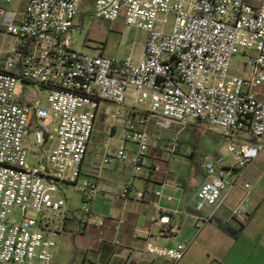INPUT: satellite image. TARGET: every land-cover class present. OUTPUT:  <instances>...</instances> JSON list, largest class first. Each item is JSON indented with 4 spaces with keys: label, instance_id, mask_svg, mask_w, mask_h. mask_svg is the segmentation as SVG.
Returning a JSON list of instances; mask_svg holds the SVG:
<instances>
[{
    "label": "built area",
    "instance_id": "1",
    "mask_svg": "<svg viewBox=\"0 0 264 264\" xmlns=\"http://www.w3.org/2000/svg\"><path fill=\"white\" fill-rule=\"evenodd\" d=\"M10 1L0 0V32L13 36L7 48L0 47V264H51L67 220L81 229L94 216L91 204L100 185L81 174L101 100L115 104L112 117L124 122L125 140L136 150L129 156L121 143L115 153L102 155L100 165L128 159L134 174L142 171L151 127L177 133L199 121L224 128L234 164L220 155L207 158L206 177L195 194L196 211L211 207L200 221L212 219L237 183L233 172L244 170L264 147V0H93L92 16L109 22L122 18L145 32L136 62L72 45L82 0H18L17 10L4 5ZM169 13L173 23L166 30ZM240 49L248 70L229 74ZM29 83L44 91L43 102L37 92L25 98ZM49 112L55 143L43 163L30 164L24 134L32 123L34 143L41 145ZM179 145L173 136L169 153ZM165 172L155 166L144 189L122 184L116 195L122 199L132 192L154 207L151 222L168 223L158 202L161 188L154 185L164 182ZM59 181L77 186L82 204L76 212L58 191ZM249 200L245 194L234 205L235 219L246 217ZM123 221L120 217L116 227ZM104 224V218L97 220ZM146 248L174 262L187 245L155 247L148 241Z\"/></svg>",
    "mask_w": 264,
    "mask_h": 264
},
{
    "label": "crops",
    "instance_id": "2",
    "mask_svg": "<svg viewBox=\"0 0 264 264\" xmlns=\"http://www.w3.org/2000/svg\"><path fill=\"white\" fill-rule=\"evenodd\" d=\"M108 24L110 29L117 30L127 25L119 20L108 21ZM131 28L133 33L141 36L139 42L142 50L145 32L133 26ZM130 102V98L127 99L126 107L130 106ZM32 127L31 123L27 131L32 133ZM188 127L177 133L169 129L158 130L151 127L149 149L143 158L142 171L138 174L133 173L128 159H116L100 165L102 155L115 153L118 146L110 149L105 142L100 152L91 153L88 142L81 176L95 180L100 185V190L91 204L94 216L81 229L70 217L64 231L58 237V242H61L62 246L71 243L78 253L84 255V261L89 260L92 264L97 258L105 264H264V220L257 219L260 210L264 208V191L261 189L253 191L249 188L251 180L246 177L244 183L239 184L237 177L235 187L216 208L214 217L200 221L199 217L208 215L211 210L210 206H205L200 211L195 209V194L205 180L204 163L207 158L203 161L202 167L187 163L188 155L195 152L194 148L186 153L182 149L181 134ZM48 134V131L44 134L43 142L49 139ZM92 136L93 131L91 138ZM173 136H177L180 145L174 153H169L167 147ZM55 139L54 136L47 147V152L54 145ZM131 143V146L124 143L129 156L136 150V144ZM155 166L166 170L164 182H155L154 185L161 188L158 202L169 214L168 223L151 222L150 216L155 213L154 207L135 198L132 192L122 199L118 198L115 192L122 184H130L138 190L144 189L152 177ZM60 182L75 187L69 197L64 190H60V193L67 199L70 208L76 212L78 209L76 203L82 200L77 186L67 181ZM245 194H250L249 212L244 219H235L232 208ZM120 217H123L124 221L116 227ZM99 218L105 219L103 226L97 225ZM238 222H243V226L236 235H232L221 226L227 224L229 228H237ZM148 241L155 247L174 246L181 242L186 244L187 248L183 256L173 262L166 256L148 252L146 248ZM57 246L54 248V255L60 250Z\"/></svg>",
    "mask_w": 264,
    "mask_h": 264
},
{
    "label": "rangeland",
    "instance_id": "3",
    "mask_svg": "<svg viewBox=\"0 0 264 264\" xmlns=\"http://www.w3.org/2000/svg\"><path fill=\"white\" fill-rule=\"evenodd\" d=\"M92 1H81L75 25L71 32L74 41L72 45L91 53L102 52L115 58L129 57L132 62L138 61L141 53V44L139 42L141 36L133 33V29L129 25H125L123 29H110L108 21L92 16ZM4 5L7 8L15 10L22 6L18 0H11ZM163 16V13L159 14V17ZM167 19L168 22L165 25V29L170 30L173 23L172 13L167 15ZM119 21L123 22V19L119 18ZM12 40V35L0 32L1 48H7ZM245 60L246 54L240 49L231 59L229 74L244 75L248 70L247 65L244 63ZM27 86L24 89L25 98H30L31 92H37L39 93V99L43 102L44 91L41 87L33 83H29ZM20 91L21 82L18 81L15 85V92L18 93ZM114 110L115 104L113 102L107 100L100 101L93 128V136L91 141H89V152H100L105 142L110 146V149L116 148L119 143H126L128 146L132 145L131 142L125 140L126 127L124 122L120 119H113L112 113ZM43 126L49 132V139L43 142L42 147L40 144L34 143L31 132L26 131L24 134L23 143L27 149V162L30 164H37L38 161L43 163L45 161L47 147L50 145L52 138H54L56 131L52 113L49 112L44 118ZM187 126L189 127L181 134V138L183 137L182 149L185 153L193 148L195 150L193 155H188L186 159L187 163L202 167V163L206 158L220 155L226 164H234L233 154L227 147L229 138L224 135V128L197 121H191ZM206 129H208L207 132H205ZM245 169H247L246 172H244ZM245 169L233 172L238 177V183H244V178L246 177L251 180L249 188H252L253 191L257 189L264 191V147L259 150L257 156L252 159ZM57 187H59L58 191L64 190L67 197L72 194L75 188L73 185H67L60 181L57 183ZM55 193L59 194L57 191ZM76 204L79 208L82 202L79 201ZM14 213L17 216L20 214L18 209H15ZM259 213L257 219L264 220V208ZM27 214L33 215V212L28 210ZM57 247L60 250L53 256L51 264H92L89 260L84 261V255L78 253L71 243L62 246L61 242H58ZM93 264L105 263L100 258H97Z\"/></svg>",
    "mask_w": 264,
    "mask_h": 264
},
{
    "label": "trees",
    "instance_id": "4",
    "mask_svg": "<svg viewBox=\"0 0 264 264\" xmlns=\"http://www.w3.org/2000/svg\"><path fill=\"white\" fill-rule=\"evenodd\" d=\"M197 122H199V121H197ZM207 131H208V129H206L205 132H207ZM221 226L223 229L228 230L232 235H236L239 232V230L241 229V227L243 226V222H238L237 228H229L227 224H221Z\"/></svg>",
    "mask_w": 264,
    "mask_h": 264
}]
</instances>
